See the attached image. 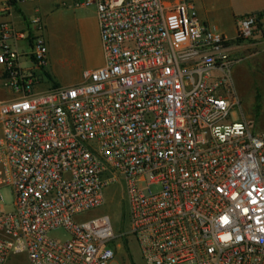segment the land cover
<instances>
[{
  "label": "built area",
  "instance_id": "built-area-1",
  "mask_svg": "<svg viewBox=\"0 0 264 264\" xmlns=\"http://www.w3.org/2000/svg\"><path fill=\"white\" fill-rule=\"evenodd\" d=\"M74 6L94 8L103 62L68 86L49 78L39 14L0 19V264H111L109 215L80 216L114 183L144 264H264V130L230 119L233 52L263 37L264 12L229 37L192 0Z\"/></svg>",
  "mask_w": 264,
  "mask_h": 264
},
{
  "label": "rangeland",
  "instance_id": "rangeland-1",
  "mask_svg": "<svg viewBox=\"0 0 264 264\" xmlns=\"http://www.w3.org/2000/svg\"><path fill=\"white\" fill-rule=\"evenodd\" d=\"M196 15L204 16L208 24L216 27L219 32L231 37L234 34V24L231 11L236 12L231 3L223 0H194ZM93 8L87 7L81 10H69L56 24L48 26V32H52L54 40H50L56 52H51L52 59L56 61L54 75L60 85H70L76 83L81 71L85 68H93L100 61V52L93 47V40L90 32L83 31L82 25L90 26L93 23ZM47 37V31H46ZM50 37V36H49ZM238 103L231 109L230 119L239 120L243 118V104H248L251 113L262 112L264 106L256 101L253 95L245 96V101L234 92ZM159 188L153 184L150 191L155 192ZM0 195L7 207L11 206L13 193L10 187H1ZM105 200L101 207L89 211L80 216L81 220L89 219L93 216L108 214L116 235L113 240L116 247V257L111 264H144L136 242L125 235L128 219V205L124 195L123 185L114 183L104 190ZM50 235L55 238L64 239L67 232L58 228L52 230ZM193 264V263H191Z\"/></svg>",
  "mask_w": 264,
  "mask_h": 264
},
{
  "label": "crops",
  "instance_id": "crops-1",
  "mask_svg": "<svg viewBox=\"0 0 264 264\" xmlns=\"http://www.w3.org/2000/svg\"><path fill=\"white\" fill-rule=\"evenodd\" d=\"M75 1L76 0H0V7L4 6L7 8L6 13L2 14L0 19L7 18L14 22L18 28H26L29 18L35 14H39L42 17L45 23V39L48 48V75L56 84H59L54 75L56 61L52 59L51 54V52H56V50L50 43V40H54L55 35L52 32H48V26L50 24L58 23L60 18H62L69 10H81L87 8L75 7ZM192 1L194 3V0ZM223 1L231 3L238 9L236 12L231 11L233 24L235 18L239 15L254 11L264 12V0ZM93 13V23H91L89 27L86 25H82V27L84 32H87V30L90 32V36L93 40V47L100 52L101 61L93 67L96 68L102 64L103 58L94 8ZM199 18L208 23L204 16H199ZM262 32L263 37H260L255 41L252 40L245 42L233 52V54L240 57L241 60L235 63L232 67L234 92L242 99V101L245 99V96H249L250 94L253 95L254 99L259 101L260 106L261 104L264 106V17L262 18ZM17 46H19L18 49H20L26 46V42L20 41ZM80 80L81 74L77 82ZM7 96H9V93L0 88V98ZM245 103L243 104V111L245 112V114L243 113V118L252 122L255 129L264 130V109H262L261 113H258L257 111L251 113L248 104ZM5 264H28V260L24 254H12L8 257Z\"/></svg>",
  "mask_w": 264,
  "mask_h": 264
}]
</instances>
